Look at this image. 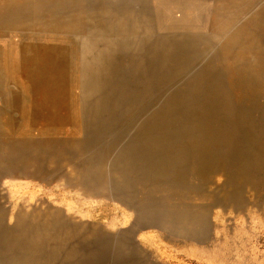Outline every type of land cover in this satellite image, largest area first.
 <instances>
[{
  "label": "rangeland",
  "instance_id": "rangeland-1",
  "mask_svg": "<svg viewBox=\"0 0 264 264\" xmlns=\"http://www.w3.org/2000/svg\"><path fill=\"white\" fill-rule=\"evenodd\" d=\"M58 1L72 3L65 5L72 12L63 13L69 28L60 38L73 45L94 27L99 39L79 59L101 61L95 68L107 88L103 93L120 96L114 105L109 100L98 104L112 115L106 126L92 132L90 145L113 156L134 145L164 142L156 169L128 176L134 187L148 195L155 192L157 202L168 205L171 189L175 207L158 210L154 218L146 215V224H139L134 203L122 202L95 176L76 175L77 166L98 163L71 148L68 160L52 157L50 173L43 177L33 165L18 175L9 168L0 179V208L5 211L0 261L61 264L78 252L53 246L77 248L86 238L97 240L135 226L133 238L146 264H264V56L246 49L243 41L234 46L240 31L264 35V0H253L243 11L240 0H205L196 11L187 6L177 13L174 8L165 20L160 0H146V26L136 23L141 0H0V33L31 31L40 23L56 26L58 16L49 6ZM78 8L82 11L77 13ZM192 72L197 85L193 107L187 110L184 99L176 97L163 109L183 75ZM126 110L131 113L124 114ZM55 140L68 148L62 137ZM105 178L119 179L111 170ZM157 202L146 199V214L155 211ZM34 212H49L60 222L57 233L64 241L34 245L19 237L18 217ZM201 213L200 224L195 215ZM21 230L30 233L27 224ZM114 258L107 263H116Z\"/></svg>",
  "mask_w": 264,
  "mask_h": 264
},
{
  "label": "bare ground",
  "instance_id": "bare-ground-1",
  "mask_svg": "<svg viewBox=\"0 0 264 264\" xmlns=\"http://www.w3.org/2000/svg\"><path fill=\"white\" fill-rule=\"evenodd\" d=\"M189 1L188 5H183L179 3L181 0H175L173 4L170 0H160L159 13L165 20L171 18L172 9L176 8L179 13L189 6L187 9L196 11L205 0ZM140 2L139 20L136 23L142 21L146 26V0ZM252 2L253 0H240L238 9L243 11L250 7ZM68 4L72 3L58 1L49 6V10L58 16L56 26L50 28L40 23L31 31L24 28L0 33V179L4 177L3 175L9 168L13 169L12 174L18 175L23 171H31L33 165L34 173L43 177L44 174L50 173L48 162L52 160V157L58 159L65 157L68 160L71 148L76 151L75 153H80L78 151L81 150L86 156H92V160L96 158L98 165L91 168H78L77 166L76 175L79 174L89 180L95 176L100 180V185H109V188L117 193L116 196H119L122 202L134 203L138 223L146 224V215L148 218L151 216L154 218L160 213L158 210L163 209L166 212L167 209L172 210L175 207L173 192L170 189L167 195L168 205L157 202L154 198L155 192L148 195L144 188L134 187L136 183L128 175L134 172H146V168L156 169L162 160L164 142L157 145L144 143L134 145L113 156L107 154L102 146L96 149L90 145L92 132L106 126L112 115L99 108L98 104L109 100V103L114 105L120 96L103 93L107 91V88L102 84V77L99 78L95 68L100 67L101 61H81L79 59L89 54L88 52L93 49L94 40L99 39L94 27L85 31L82 39L76 37L77 41L73 45L60 38V33L69 28L65 26L66 23L62 22L65 16L63 13L72 12L66 8L65 5L68 7ZM81 11L82 8L77 9V13ZM173 23L176 25L174 21ZM161 24L165 25L164 22L158 21V25ZM185 26L192 27L193 23H187ZM251 34L250 30L240 31L239 36L235 37L234 46L239 47L240 41H243L246 49H251L259 56H264V35L256 33L251 36ZM44 37H48V40ZM169 43L174 45L175 41ZM190 43L191 41L188 42ZM182 49L185 48L182 47ZM131 53L134 58L138 57L137 53ZM183 76L175 96L172 97V94L168 96L163 109H166L176 97L184 99L187 110L195 104L197 85L194 74L192 72V74ZM128 113L131 112L126 110L124 114ZM61 137L66 141L68 148H62L56 144L55 138L60 139ZM26 149L30 151L25 156L23 152ZM37 154L38 156H35ZM27 156H30L29 160L25 159ZM33 156H35L34 162ZM110 170L119 179L107 180L105 174ZM155 173L152 172V175ZM42 179L48 180L46 177ZM161 189L164 193L167 191L165 187ZM199 196L200 194L196 193V197ZM146 199L155 200L158 203L159 206L155 207L154 212L146 214ZM0 209L1 227L5 211ZM204 214L195 215L200 224L201 216L202 220L203 217L205 218ZM48 215L49 212H34L27 216L22 213L17 219L19 237L29 239L27 242L34 245L41 242L52 244L54 241H64L57 233V226L60 222L53 221ZM25 224L29 228V235H24L21 230ZM168 226L172 225L168 224ZM135 231V226H133L119 234H102L97 240L93 237L86 238L77 248H71L68 245L60 248L56 245L51 249L78 252V256L72 255L73 259L69 257L70 260L61 264H108L107 260L111 256L115 257L116 262L112 264H146V261H143L144 252H140L138 243L134 241ZM4 233L6 235L7 232ZM3 242L4 238L0 235V244ZM0 264L7 263L0 261Z\"/></svg>",
  "mask_w": 264,
  "mask_h": 264
}]
</instances>
